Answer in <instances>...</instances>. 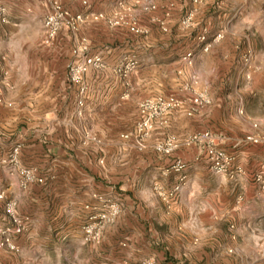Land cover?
<instances>
[{
	"label": "crops",
	"instance_id": "0c3cea01",
	"mask_svg": "<svg viewBox=\"0 0 264 264\" xmlns=\"http://www.w3.org/2000/svg\"><path fill=\"white\" fill-rule=\"evenodd\" d=\"M2 1L10 21L0 20V189L18 200V213L29 225L15 238L18 252L0 250V264H112L149 257L157 264H264V190L254 177L264 175V140H247L264 137V59H256L262 69L243 92L246 109L238 107V115L225 99L229 94L223 92L220 102L211 92L212 103L193 116L184 107L158 121L141 148L123 137L139 120L140 103L156 95H188L159 87V74L142 75L144 87L137 89L135 73L123 78L113 71L132 48L127 30L90 14L112 16L120 0H91L88 8L78 0ZM52 1L73 13L85 11L86 19L77 30H61L48 45L44 18ZM227 18L221 11L217 26L211 17V31L226 28ZM84 38L89 54L101 55L107 66L85 75L82 93L69 78V66L83 59ZM164 44L163 63L181 64L172 54L177 44ZM206 131L221 137L244 173L232 179L211 170L204 143L193 139ZM169 136L178 147L169 155L157 151ZM17 145L21 164L37 168L43 183L20 186L7 162ZM177 160L187 164V182L168 208L153 185L176 181L171 166ZM95 194L122 208L98 245L86 243L82 230L96 211ZM8 222L0 201V226Z\"/></svg>",
	"mask_w": 264,
	"mask_h": 264
},
{
	"label": "built area",
	"instance_id": "2783aa9c",
	"mask_svg": "<svg viewBox=\"0 0 264 264\" xmlns=\"http://www.w3.org/2000/svg\"><path fill=\"white\" fill-rule=\"evenodd\" d=\"M81 6L88 8L91 0H78ZM203 0H191L193 4L202 3ZM129 8L120 2V10L115 12L112 16H107L103 13L90 14V18L94 21H105L111 27H124L127 31L133 34L148 33L149 29L145 26L138 25L136 22L130 21L127 15ZM155 4H148L143 7V11L149 13L155 12ZM85 11L73 13L68 8L64 7L59 1H52L50 4V11L44 18L45 29V44H52L59 32L63 29L77 30L79 26L85 21ZM196 13L194 10L187 11L182 18V26L188 28L189 26L197 25L195 19ZM0 20L7 24L9 23V12L7 6L0 0ZM154 20V18H153ZM223 37V31L215 32L211 35L210 30L206 27L201 31L198 36L200 48L203 51H209L213 46V42ZM79 50L85 53L83 59L75 64L69 66V78L71 82L80 86V90L84 93L86 87L84 86V78L87 73L92 70H102L106 68V63L101 55L89 54L88 39L84 38L80 45ZM195 52L190 50L186 52L181 61L192 64ZM249 58L246 59L249 62ZM138 60L133 56L125 57L115 67L113 71L122 76L129 78L132 72L137 67ZM189 93L187 98H179L174 95H156L143 100L139 105L140 118L136 122L134 129L123 137L132 139L139 147L144 148L146 140L152 135L156 123L165 120V118L174 110L186 107L187 114L193 116L205 106L212 103V99L205 89L194 88L191 85L186 88ZM79 105H83V100L78 101ZM243 113V110H240ZM80 114H82L80 112ZM86 138L102 144L101 139L96 135L86 132ZM194 140L204 143V151L210 161V168L213 172L226 175L230 178H235L237 175L244 173L243 167L237 163L234 153L226 150L221 145V137L209 131L198 133L193 136ZM247 140L258 143L264 140V137L249 135ZM178 147V142L175 136L160 141L156 145V150L163 154H171ZM21 145L13 148L8 156L7 162L11 165V170L16 172L19 176V184L22 188L26 189L30 184L43 183L45 177L39 175L37 168L27 167L21 164L19 159ZM187 164L182 160H177L172 164L171 169L178 173L176 181L172 185H166L161 182H156L153 185L154 192L166 204L168 208H172L183 191L187 182V174L185 169ZM169 171L165 174L167 175ZM255 181L261 184L264 190V175L257 174L254 176ZM98 205L96 211L89 216V220L83 225V239L86 243L100 244L103 238V232L106 227L114 223L121 215L122 208L120 203L110 197L102 194H95ZM0 201L5 204V211L9 218V225L3 226L0 229V250L6 249L13 252L20 250L16 243V236L24 233L28 229L29 218L22 216L18 213V200L14 197H8L6 192L0 189ZM89 208V206H87ZM112 264H157L153 257L145 258L138 262H130L129 260H122Z\"/></svg>",
	"mask_w": 264,
	"mask_h": 264
},
{
	"label": "rangeland",
	"instance_id": "374dc122",
	"mask_svg": "<svg viewBox=\"0 0 264 264\" xmlns=\"http://www.w3.org/2000/svg\"><path fill=\"white\" fill-rule=\"evenodd\" d=\"M120 2L129 8L126 11L130 21L149 29L144 34L127 31L132 48L121 60L128 56L138 60L132 72L136 76L135 88L144 87V83L140 84L142 75L156 78L159 74L162 75L159 87L177 89L178 96H187L186 88L194 85V88L207 90L210 97L213 92L220 102L223 92L229 94L225 99L233 106L234 115L239 114V108L246 109L243 92L249 90L254 73L262 69L256 59H264V0H203L196 5L191 0H120L118 7ZM148 4L156 5L155 12L143 11ZM189 10L195 11L197 25L185 28L181 22ZM221 11L222 16L228 14L227 27L217 30L223 31V37L213 42L209 51H203L198 36L206 27L211 35L216 32L210 29V19H216L215 24L219 26ZM164 41L177 44L172 50L176 57L194 50L193 63H163ZM150 89H153L152 85ZM253 104L252 97H249V105Z\"/></svg>",
	"mask_w": 264,
	"mask_h": 264
},
{
	"label": "trees",
	"instance_id": "16d2710c",
	"mask_svg": "<svg viewBox=\"0 0 264 264\" xmlns=\"http://www.w3.org/2000/svg\"><path fill=\"white\" fill-rule=\"evenodd\" d=\"M194 32V31H193ZM196 32H194V34H195Z\"/></svg>",
	"mask_w": 264,
	"mask_h": 264
}]
</instances>
